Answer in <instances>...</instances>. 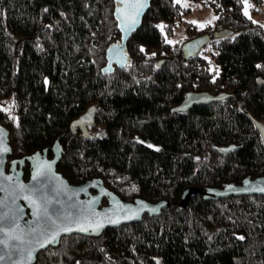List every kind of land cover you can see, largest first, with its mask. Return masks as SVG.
<instances>
[{
	"label": "trees",
	"instance_id": "obj_1",
	"mask_svg": "<svg viewBox=\"0 0 264 264\" xmlns=\"http://www.w3.org/2000/svg\"><path fill=\"white\" fill-rule=\"evenodd\" d=\"M212 5L214 26L188 27L192 39L211 40L187 60L185 43L166 39L184 9L153 0L127 44L130 64L103 75L108 49L122 39L114 0H0V123L11 159L52 157L59 141L58 172L70 183L101 179L126 202L169 204L98 238L65 237L35 264H264V196L193 195L181 206L188 190L264 177L253 121L264 124V28L243 0ZM189 93L226 97L182 113ZM92 106L87 140L70 127ZM24 172L28 179V165Z\"/></svg>",
	"mask_w": 264,
	"mask_h": 264
},
{
	"label": "water",
	"instance_id": "obj_2",
	"mask_svg": "<svg viewBox=\"0 0 264 264\" xmlns=\"http://www.w3.org/2000/svg\"><path fill=\"white\" fill-rule=\"evenodd\" d=\"M114 1L117 5L115 17L119 22L122 39L108 49L107 65L103 75L113 74L115 68L124 70L130 64L131 57L127 51V44L141 27L153 0H142L145 6L132 27L126 26L121 16L125 11L121 0ZM229 34L223 31L218 33L217 37ZM210 40L209 35H204L185 43L182 47L185 58L187 60L195 58ZM225 97L189 93L178 110L186 113L195 106L215 103ZM95 114L96 107H90L84 115L72 122L71 132L79 131L84 139H90L89 128L95 126ZM253 121L264 141V124L258 120ZM0 129L4 130V144L0 145V149L3 147L8 149L0 150V228L20 237L9 239L0 234V240L7 241V247L0 244V257H3L0 264H35L41 253L49 248H57L65 237L78 235L98 238L108 229L139 223L146 215L159 216L169 205L168 202L150 203L145 200L126 202L106 188L101 179H93L80 185L70 183L58 172V165L63 156V147L59 141L52 148V157L44 150L21 159H11L13 152L9 131L1 123ZM27 165L30 167L28 179L24 172ZM44 165L51 167H43ZM38 170L41 175L34 179ZM262 189L264 177L248 178L241 184H228L221 189L197 191L195 194L188 190L183 195L181 206H185L193 195H201L205 201H217L230 197L264 196ZM105 200L107 204L103 205ZM32 201H36V204L34 205ZM45 202H49L47 216L51 218L50 220L45 217L43 211L37 212V205L43 209ZM52 221H55V224ZM97 223L102 226L97 228Z\"/></svg>",
	"mask_w": 264,
	"mask_h": 264
},
{
	"label": "rangeland",
	"instance_id": "obj_3",
	"mask_svg": "<svg viewBox=\"0 0 264 264\" xmlns=\"http://www.w3.org/2000/svg\"><path fill=\"white\" fill-rule=\"evenodd\" d=\"M243 1L244 14L247 11L246 16L264 28V0H261V2H258V0ZM176 2L180 4L184 11H188L189 13L186 15L183 11L184 15L182 19L178 21L171 36L166 38L168 43L184 44L193 40L192 35L188 32L189 26H194L199 31L215 25L217 14L212 5L213 0H176ZM245 2L249 5L247 9H245Z\"/></svg>",
	"mask_w": 264,
	"mask_h": 264
},
{
	"label": "snow or ice",
	"instance_id": "obj_4",
	"mask_svg": "<svg viewBox=\"0 0 264 264\" xmlns=\"http://www.w3.org/2000/svg\"><path fill=\"white\" fill-rule=\"evenodd\" d=\"M121 3H123L124 9H125V11L121 13V16H122L126 26H128V27L134 26L137 22V17L140 14V11L145 6L144 3L142 2V0H121ZM248 7H249V5L245 2V9H247ZM128 9H131V11H128ZM245 15H247V11H245ZM192 23H196V22H192ZM159 27H161V29H163V25H161ZM141 51H144V49L141 48ZM3 144H4V130L0 129V145H3ZM0 150L8 151L7 147H3ZM43 167L50 168L51 166L50 165H44ZM40 175H41V172L38 170L36 172V175L33 178L35 179L36 177H38ZM262 190H264V189H262ZM32 203L35 205L36 201H32ZM47 203H49V202H45L43 209H41V207L39 205H37V212L39 213V212L43 211L45 217L50 220L51 218L47 216ZM125 211H127V210H125ZM52 223L55 224V221H52ZM101 226L102 225L100 223L96 224L97 228H99ZM64 230L67 231L68 229H64ZM0 234H2L5 237H8L9 239H20V237L14 236L12 233L5 231L4 228H0ZM0 244H3L5 247H7V241L6 240H0ZM0 259H3V257H0Z\"/></svg>",
	"mask_w": 264,
	"mask_h": 264
},
{
	"label": "flooded vegetation",
	"instance_id": "obj_5",
	"mask_svg": "<svg viewBox=\"0 0 264 264\" xmlns=\"http://www.w3.org/2000/svg\"><path fill=\"white\" fill-rule=\"evenodd\" d=\"M29 166V165H28ZM10 166L8 165V168H9Z\"/></svg>",
	"mask_w": 264,
	"mask_h": 264
}]
</instances>
